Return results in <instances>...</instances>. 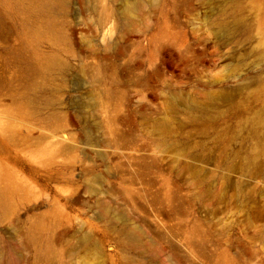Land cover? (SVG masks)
Wrapping results in <instances>:
<instances>
[{
  "label": "rangeland",
  "instance_id": "rangeland-1",
  "mask_svg": "<svg viewBox=\"0 0 264 264\" xmlns=\"http://www.w3.org/2000/svg\"><path fill=\"white\" fill-rule=\"evenodd\" d=\"M46 1L0 0V264H264V0Z\"/></svg>",
  "mask_w": 264,
  "mask_h": 264
},
{
  "label": "bare ground",
  "instance_id": "bare-ground-1",
  "mask_svg": "<svg viewBox=\"0 0 264 264\" xmlns=\"http://www.w3.org/2000/svg\"><path fill=\"white\" fill-rule=\"evenodd\" d=\"M46 3L50 4V5H56V6H62L64 3V0H49L46 1ZM50 65H53V63H49ZM87 241V239H85Z\"/></svg>",
  "mask_w": 264,
  "mask_h": 264
}]
</instances>
